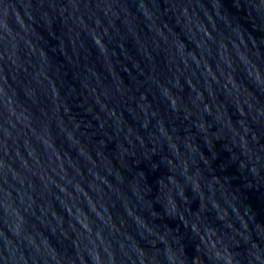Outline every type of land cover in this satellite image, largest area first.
<instances>
[{"label": "water", "instance_id": "obj_1", "mask_svg": "<svg viewBox=\"0 0 264 264\" xmlns=\"http://www.w3.org/2000/svg\"><path fill=\"white\" fill-rule=\"evenodd\" d=\"M0 264H264V0H0Z\"/></svg>", "mask_w": 264, "mask_h": 264}]
</instances>
